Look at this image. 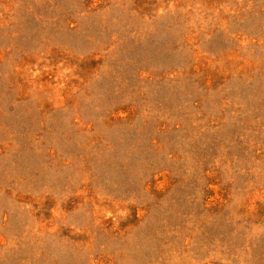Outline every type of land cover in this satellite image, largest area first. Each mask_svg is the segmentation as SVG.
Wrapping results in <instances>:
<instances>
[{
	"label": "rangeland",
	"instance_id": "374dc122",
	"mask_svg": "<svg viewBox=\"0 0 264 264\" xmlns=\"http://www.w3.org/2000/svg\"><path fill=\"white\" fill-rule=\"evenodd\" d=\"M0 264H264V0H0Z\"/></svg>",
	"mask_w": 264,
	"mask_h": 264
}]
</instances>
